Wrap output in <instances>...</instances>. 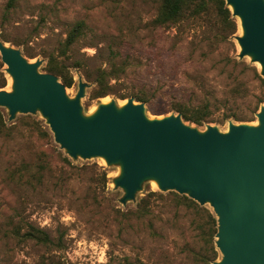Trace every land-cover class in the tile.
I'll return each mask as SVG.
<instances>
[{"label":"rangeland","instance_id":"374dc122","mask_svg":"<svg viewBox=\"0 0 264 264\" xmlns=\"http://www.w3.org/2000/svg\"><path fill=\"white\" fill-rule=\"evenodd\" d=\"M157 5L158 0H0V38L19 48L30 61L41 60L39 69L46 71L47 60L58 56L70 27L83 21V35L60 58L73 76V84L66 87L69 97L75 95L79 79L87 83L80 101L84 114L104 100L119 105L135 94L148 99L145 112L151 118L177 113L172 106L178 102L206 107L213 120L232 112L250 114L263 92L259 80L251 70L240 75L248 94L234 101L230 95L232 79L226 71L233 73L229 59L257 68L249 57L236 56L239 47L235 36L241 34L238 18L233 17L234 32L217 26L212 19L159 28L153 23ZM110 60L125 64L126 69L118 79L110 80L111 93L91 98L94 83L85 75L96 67H108ZM5 68L0 58V76L5 78L0 89L10 90L11 77ZM0 113L7 124L30 115L49 134L39 139L21 125L11 136L0 135V264H52L48 260L59 255L63 264H161L157 255L162 250L169 252L165 264L194 263L185 248L196 249L197 245L185 216L173 218L171 209L155 208L152 221L157 236L149 235L139 221L120 227L112 220L115 209H133L144 194L159 191L151 181L142 184L134 202L122 205L118 199L123 192L112 182L118 166L107 165L99 157L72 159L54 141L39 113H18L13 122H8L4 107ZM229 121L254 124L256 116L251 113L248 121L227 118L202 125L186 122L201 130L211 124L225 131ZM41 157L51 169L42 182L32 180L31 184L28 178ZM64 158L74 167L67 166ZM95 166L106 171V183L97 176ZM28 225L43 229L55 240L61 236L64 247L52 250L13 233L16 229L24 232ZM219 257L217 251L211 264Z\"/></svg>","mask_w":264,"mask_h":264},{"label":"water","instance_id":"95a60500","mask_svg":"<svg viewBox=\"0 0 264 264\" xmlns=\"http://www.w3.org/2000/svg\"><path fill=\"white\" fill-rule=\"evenodd\" d=\"M237 17L236 56L258 63L264 78V0H224ZM0 58L11 77V89H0V107L8 122L16 115L39 113L54 141L72 159L102 158L116 165L112 179L122 205L136 200L145 181L160 192L186 195L209 206L216 219L212 264H264V104L256 122H228L227 130L206 124L201 130L181 113L151 118L144 102L129 97L123 104L100 102L89 114L81 108L87 83L79 79L73 97L60 78L40 71L0 38Z\"/></svg>","mask_w":264,"mask_h":264},{"label":"trees","instance_id":"16d2710c","mask_svg":"<svg viewBox=\"0 0 264 264\" xmlns=\"http://www.w3.org/2000/svg\"><path fill=\"white\" fill-rule=\"evenodd\" d=\"M210 19H212L217 26L228 28L232 32L236 29V21L231 16L230 10L225 5L224 0H158L157 11L153 23L159 28H170L188 20ZM84 27L85 24L83 21H76L70 27L62 46L59 48L58 56L50 57L44 66V70L56 74L66 87H70L73 84V76L69 67L60 57L66 55L69 47L83 35ZM27 56L31 57L32 54H28ZM229 60L232 61L230 69L233 73L230 74L228 69H226V71L232 79L233 84L230 89V95L234 101L245 98L248 94L246 82L244 78L240 76H244L248 70L252 71L254 77L259 80L263 88V92L256 99L250 114L232 112L231 114H226L222 118L213 120V118H210V112L206 107H191L180 102L173 104L172 109L181 113L185 121L197 125H202L205 121L222 122L227 118H231L235 121H248L251 120V113H255L259 106L264 103V78L259 75L256 66L247 65L244 61H237L235 59ZM236 68L239 69L238 72H236ZM125 69V64H116L113 60L109 61L108 67L99 66L92 69L90 73L85 75L87 81L94 83L90 92V97H102L111 93L110 80L118 79L120 75L124 73ZM4 85L5 78L1 74L0 87ZM122 98H125V96H122ZM134 98L137 101L145 103L148 101L146 97L141 95L135 94ZM21 125L25 126L26 132H28L30 136L39 139L49 136L47 130L42 127L41 122L30 115L21 116L17 121L15 120L13 123L7 124L4 115L0 113L1 136H11L13 132L19 131L18 128ZM63 161L67 166L74 167L70 165L67 158H64ZM50 169L49 162L41 157L37 169L30 174L31 176L29 175L28 182L31 184H33L32 180L42 182L45 172ZM96 173L97 176H101L103 182L106 183V171L101 166L96 167ZM157 207L159 209L162 207L171 209L173 211V218L178 217V215L187 218L189 226L194 231V236L196 237V239L194 237V242L197 245V248L195 247L197 250L190 247L185 248L193 258L194 263L192 264H211V261L217 257V250L214 246L216 219L208 207L199 205L186 195H181L174 191H168L166 193L149 191L139 199L135 208L127 211L115 209L112 214V220L116 221L120 227L121 225L131 227L132 221H139L149 235L157 236L158 232L152 221V214ZM13 233L24 240H34L44 246L52 247V250L57 251L64 247L61 236L55 240L48 232L32 225H28L24 232H21L20 229H16ZM168 254V250L160 251L157 255V263L165 264ZM62 257V255L56 256L57 259H50L48 262L52 264H63L64 262L61 260ZM44 264H47V262Z\"/></svg>","mask_w":264,"mask_h":264},{"label":"bare ground","instance_id":"6f19581e","mask_svg":"<svg viewBox=\"0 0 264 264\" xmlns=\"http://www.w3.org/2000/svg\"><path fill=\"white\" fill-rule=\"evenodd\" d=\"M256 65H257V68L259 69V67H260L259 64L256 63ZM108 101H109V100H104L103 103H107ZM124 102H125V101H121V104H123ZM151 182H152L153 185H156L155 181H151Z\"/></svg>","mask_w":264,"mask_h":264}]
</instances>
